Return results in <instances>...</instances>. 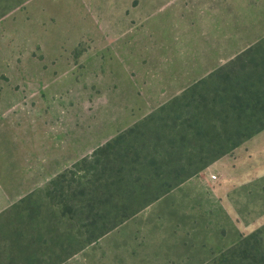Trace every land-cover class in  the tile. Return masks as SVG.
Here are the masks:
<instances>
[{
	"label": "rangeland",
	"instance_id": "obj_1",
	"mask_svg": "<svg viewBox=\"0 0 264 264\" xmlns=\"http://www.w3.org/2000/svg\"><path fill=\"white\" fill-rule=\"evenodd\" d=\"M263 38L264 0H0V213L133 127L214 46ZM235 152L226 237L230 222L264 230V131ZM207 202L217 236L223 203Z\"/></svg>",
	"mask_w": 264,
	"mask_h": 264
},
{
	"label": "trees",
	"instance_id": "obj_2",
	"mask_svg": "<svg viewBox=\"0 0 264 264\" xmlns=\"http://www.w3.org/2000/svg\"><path fill=\"white\" fill-rule=\"evenodd\" d=\"M263 131L264 38L1 212L0 264L65 263ZM212 264H264V230Z\"/></svg>",
	"mask_w": 264,
	"mask_h": 264
},
{
	"label": "crops",
	"instance_id": "obj_3",
	"mask_svg": "<svg viewBox=\"0 0 264 264\" xmlns=\"http://www.w3.org/2000/svg\"><path fill=\"white\" fill-rule=\"evenodd\" d=\"M252 45L242 48H231L230 43L218 44L216 48L214 46L211 50L214 51L213 54L202 56H205L203 69L194 68L190 73L184 72L179 77V82L166 88L168 91L165 89L166 93L148 106L141 117L132 119L127 127L143 120ZM205 49L210 50V47ZM238 150L239 148L233 152L237 153ZM212 176H216V179ZM217 182H220L219 187L213 188ZM176 191V196L181 198L190 196L189 201L174 198L173 202H161ZM165 197L63 264H209L216 259V252L224 253L245 237H240L238 226L231 222V235L226 237L223 234L226 231V156ZM210 197L223 203V230L217 236L213 227V214L209 211L212 205L207 202ZM199 199L202 205L198 202ZM199 218L204 220L200 222ZM261 222L260 220L259 226ZM254 226L257 224L254 223ZM257 227L255 231L258 230Z\"/></svg>",
	"mask_w": 264,
	"mask_h": 264
},
{
	"label": "built area",
	"instance_id": "obj_4",
	"mask_svg": "<svg viewBox=\"0 0 264 264\" xmlns=\"http://www.w3.org/2000/svg\"><path fill=\"white\" fill-rule=\"evenodd\" d=\"M213 179H216V176H212Z\"/></svg>",
	"mask_w": 264,
	"mask_h": 264
}]
</instances>
